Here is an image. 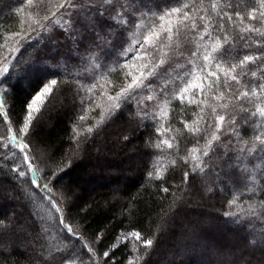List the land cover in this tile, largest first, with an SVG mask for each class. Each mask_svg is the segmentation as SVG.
Returning a JSON list of instances; mask_svg holds the SVG:
<instances>
[{"label": "snow or ice", "instance_id": "snow-or-ice-1", "mask_svg": "<svg viewBox=\"0 0 264 264\" xmlns=\"http://www.w3.org/2000/svg\"><path fill=\"white\" fill-rule=\"evenodd\" d=\"M15 13L19 28L0 43V171L29 185L28 202L47 218L0 216V246L19 231L25 244L43 241L33 264H117L85 239L73 190L60 185L120 124L121 143L142 141L158 193L179 175L155 231L121 229L126 264H152L170 220L205 195L225 197L241 240L212 246L209 264L264 257V0H21ZM22 71L37 81L18 116L8 100ZM66 104L75 108L67 149L41 147L46 115Z\"/></svg>", "mask_w": 264, "mask_h": 264}, {"label": "trees", "instance_id": "trees-1", "mask_svg": "<svg viewBox=\"0 0 264 264\" xmlns=\"http://www.w3.org/2000/svg\"><path fill=\"white\" fill-rule=\"evenodd\" d=\"M20 3L21 0H0V43H3V37L8 32L18 30L19 19L15 8ZM29 51L32 52L31 49ZM36 81L37 76L33 73H28L24 78L13 76L14 93L8 104L14 106L18 116L21 114L26 95L35 87ZM74 115L75 108L72 104H66L63 108L47 114L39 128V138L43 142L41 147H47L52 151L67 149ZM119 131L120 124L109 129L107 137L98 141L86 156L76 162V166L64 177L60 187L70 186L73 190L76 204L73 214L78 213L77 219L83 226L81 231L85 239L92 243L98 252L109 251L110 256L116 257L117 264H126L128 251L118 240L121 229L131 225L138 226L145 234L155 231L163 211L167 210L171 201V185L179 183V175L164 185L170 187L169 193H158L156 185L160 182L151 181L147 176V170L151 165L148 164L149 158L145 155L146 150L142 146V141L138 139L134 144L127 145L121 143L117 135ZM5 133V122L0 120V137ZM183 147L182 145V150ZM19 163L17 160L16 164ZM7 164L15 166L11 158ZM24 187L29 189L27 184ZM19 189L15 187L11 175L6 174V169L0 171L2 193L9 192L12 201L24 203L22 191ZM1 196L0 216H15L21 224L28 220L30 225H33L34 220L32 221L28 211L15 212L11 203ZM195 199L189 201L178 217L170 220L167 229L170 233L164 232L158 237L155 255L151 257L152 264H207L209 257L214 258L209 249L217 242L209 237L215 227L210 219L219 218L218 227L220 230L224 228L225 197H212L203 207L195 205L189 208ZM38 207L36 219L40 223H45L46 221H40L39 218L40 216L47 218L46 206L39 204ZM122 220L124 224H121ZM22 235L23 233L19 231L8 233L6 240L9 250L0 249V264H33V257H28L20 251L21 247L27 245L21 241ZM42 242L33 244L40 249ZM113 244H117V247L112 248ZM99 264H105L104 258H100Z\"/></svg>", "mask_w": 264, "mask_h": 264}, {"label": "rangeland", "instance_id": "rangeland-1", "mask_svg": "<svg viewBox=\"0 0 264 264\" xmlns=\"http://www.w3.org/2000/svg\"><path fill=\"white\" fill-rule=\"evenodd\" d=\"M4 6V5H3ZM8 6V5H7ZM21 77L24 78L27 74H25L23 71L21 72ZM23 196V200H25V202H19L18 200H11L10 199V193L9 192H5L3 191L4 193L2 194L1 197L5 198L9 203H11V205L13 206L14 208V211H24V212H27L28 214L31 212V210L33 209L34 212H31L32 215L30 216L32 221H36L37 222V225L39 226L40 224H43V223H40L37 219H36V214H38L39 212V204H36V205H32L28 202V199H27V192H28V188L27 187H23V190L19 189ZM12 197H13V194H12ZM212 198V197H211ZM211 198L210 196L208 195H205L203 197V199H199V198H196L195 201L189 206V208H191L192 206L194 207L196 205V207H203L205 205H207V203H209L211 201ZM37 211V212H36ZM226 219V218H225ZM211 221H213L214 225L215 226L213 228V230L211 231L209 237L211 238V240L213 239L215 242H217V244H224V243H232V244H240L241 243V240L239 238V236L234 233L233 231V226L230 225V224H227L226 222L224 224H226V228L224 226V228L222 230L219 229V225H220V222H219V218H216V217H212L210 219ZM33 221V222H34ZM25 225H30V221H26L25 222ZM218 227V228H217ZM169 231V230H168ZM166 231L167 234L170 233V231L168 232ZM121 242V241H120ZM122 243V242H121ZM30 245V244H29ZM28 244L21 247L20 248V251L25 254L26 256L28 257H37L38 253L41 251V249L38 248V246H36V244H31V246H29ZM8 243L6 242L3 246H0V249L1 250H6L8 251ZM38 249H37V248ZM36 249V250H35ZM14 250V248H13ZM209 257V256H208ZM103 259V258H102ZM210 260L207 261V264H209V261L212 260V258L209 257ZM252 260H253V264H260V262L262 260H264V257L261 256V254L257 251V252H254L252 253Z\"/></svg>", "mask_w": 264, "mask_h": 264}]
</instances>
